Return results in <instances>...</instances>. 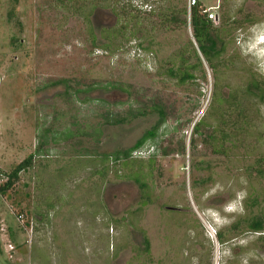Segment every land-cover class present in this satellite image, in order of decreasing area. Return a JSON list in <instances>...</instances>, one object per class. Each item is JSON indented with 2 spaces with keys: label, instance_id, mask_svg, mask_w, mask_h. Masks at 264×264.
I'll use <instances>...</instances> for the list:
<instances>
[{
  "label": "rangeland",
  "instance_id": "rangeland-1",
  "mask_svg": "<svg viewBox=\"0 0 264 264\" xmlns=\"http://www.w3.org/2000/svg\"><path fill=\"white\" fill-rule=\"evenodd\" d=\"M223 5L242 25L222 30L233 37L214 75L192 25L155 15L133 30L111 0H0V185L32 156L0 190V264H264V231L217 237L242 210L264 215V180L253 170L264 157V103L248 111L249 126L234 146L225 141V153L208 140L213 92L244 87V68L264 74L255 40L264 1ZM110 26L117 31L108 39L100 30ZM133 42L143 57L132 55ZM194 51V79L167 75L184 57L196 63ZM155 103L165 123L151 172L146 150L131 166L101 162L96 153L135 146L152 130ZM134 168L146 186L124 175Z\"/></svg>",
  "mask_w": 264,
  "mask_h": 264
},
{
  "label": "trees",
  "instance_id": "trees-1",
  "mask_svg": "<svg viewBox=\"0 0 264 264\" xmlns=\"http://www.w3.org/2000/svg\"><path fill=\"white\" fill-rule=\"evenodd\" d=\"M223 9L224 5H222V8L219 13L220 20L218 25H214V23L211 20L207 19L204 14L199 13L196 8H193L191 13L193 37L197 43V47L200 53L202 54L203 58L212 68L214 75H216V72L220 71L219 65L223 64V59L220 58L221 52L225 49L226 42L232 41L233 37L232 32L230 30H226L227 33H229V36L228 39L225 40L226 36H224L225 33L223 34L222 30H225V25L227 23H234L232 24V28H236L242 25V22H239L237 20H230V14L226 10L223 11ZM181 11H184V9H176L175 7H164L151 13H140L135 10H132L129 7L119 6V11L117 12L120 14L121 19H123L124 24L126 25L127 23H129L130 28L135 30L138 29V24L144 22L143 20H145L146 23L151 22V17L155 15L163 22L186 24L185 18L179 17V13ZM247 21L250 22L251 20L248 19ZM260 23L264 25V19L260 21ZM116 31L117 30L114 28V26H110L109 28H103L100 30L101 34L108 39H110L112 35H115ZM90 33L92 35V43L95 44V35L92 32V29H90ZM101 45H103L104 47H109V44L106 43ZM194 55L197 57L196 63H189L187 62L188 60L184 57L182 58V63L179 64V66L168 67L166 72L167 75L176 78V80L180 83H183L189 79H194V69L199 68L201 64V61L196 51H194ZM228 61L232 62V59H228ZM244 69L247 73V80L245 81L244 87H236L234 89L232 88L227 94H220L217 91L213 92L212 102L217 103V105H213V114H215V117L217 118V124L216 127H214V129L211 130V132L208 134V140L211 141L214 145L213 151L216 153L226 152V148H228V145L225 143V141L227 140L231 142L233 141L232 145H235V142L237 140L236 132L239 133L241 130H246V127L249 126L250 119L248 116V111L253 109L255 113L258 110V106L255 105V107L253 108V105L264 103V74H261V71L258 72L255 69ZM208 108L211 109V105L208 106ZM153 109L156 110L159 115V118L156 124L153 126L152 130L150 129L148 132H146V134H144L138 140L135 146L125 148L122 151L117 150L111 153H96L95 155L100 156L99 160L101 162H110L114 168L119 167V165L125 166V164L129 166L134 165L135 158L130 157L131 150L135 147L144 146L149 141H153L154 137L159 132V127L165 123L164 109L156 103L153 105ZM126 118L127 117L123 115L115 120L121 121L125 120ZM202 124H207L205 123V120L203 118L199 119L193 125L194 130L198 132L199 127ZM263 160V154H259V156L254 161L253 169L256 177H259L262 180H264ZM153 161V158H148L149 173L151 172V165ZM31 162V155L19 162L8 173V178L5 182L0 185V190L5 191L7 188L11 187L15 179L18 177L19 171L25 169L28 165L31 164ZM105 168H103L102 170H105ZM115 171L117 173V169L114 170V172ZM140 173L142 172H139L137 168H134V171L131 172V174H127L125 172L124 175L132 177L138 182L143 183L144 186H146L144 180H142V177L139 175ZM143 193L146 197L143 203H146L149 201V194L148 191H146L145 189ZM248 197L250 198V196ZM254 198L256 199V197ZM255 199L251 198L249 205H254L256 203ZM248 203L249 201L246 198L243 201V204L247 207ZM242 213L243 210L241 214H239L235 219H233L224 230H218L217 237L221 242H223L225 239V232H233L235 234H239L245 231H264V215L262 213H255L254 211H251V213L246 214Z\"/></svg>",
  "mask_w": 264,
  "mask_h": 264
},
{
  "label": "built area",
  "instance_id": "built-area-1",
  "mask_svg": "<svg viewBox=\"0 0 264 264\" xmlns=\"http://www.w3.org/2000/svg\"><path fill=\"white\" fill-rule=\"evenodd\" d=\"M119 6L129 7L140 13H151L164 7H181L184 9L185 23L191 26L192 9L196 8L201 14L213 23H219L220 10L224 2L240 0H111ZM133 53L136 57H143L142 49L133 42ZM148 58V56H146ZM142 152V151H141ZM141 152H134L141 153ZM12 247V245L10 246Z\"/></svg>",
  "mask_w": 264,
  "mask_h": 264
},
{
  "label": "flooded vegetation",
  "instance_id": "flooded-vegetation-1",
  "mask_svg": "<svg viewBox=\"0 0 264 264\" xmlns=\"http://www.w3.org/2000/svg\"><path fill=\"white\" fill-rule=\"evenodd\" d=\"M183 16H180V18H182ZM137 46L140 48V49H143L141 46H139V44H137ZM149 145V144H148ZM143 150H146L149 152V157H154L156 154H157V135L154 137V140H153V143L151 145H149V147L147 148V144L144 145V146H141V147H135L131 150V153H130V156L131 155H137L136 157L140 156L143 152ZM141 152V153H136L134 154V152Z\"/></svg>",
  "mask_w": 264,
  "mask_h": 264
},
{
  "label": "clouds",
  "instance_id": "clouds-1",
  "mask_svg": "<svg viewBox=\"0 0 264 264\" xmlns=\"http://www.w3.org/2000/svg\"><path fill=\"white\" fill-rule=\"evenodd\" d=\"M263 25V24H262ZM264 28V25H263ZM255 40L260 44L264 45V29H262V33L255 36Z\"/></svg>",
  "mask_w": 264,
  "mask_h": 264
}]
</instances>
